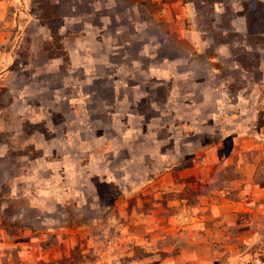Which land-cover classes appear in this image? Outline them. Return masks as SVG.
Instances as JSON below:
<instances>
[{
    "label": "rangeland",
    "instance_id": "1",
    "mask_svg": "<svg viewBox=\"0 0 264 264\" xmlns=\"http://www.w3.org/2000/svg\"><path fill=\"white\" fill-rule=\"evenodd\" d=\"M0 264H264V0H0Z\"/></svg>",
    "mask_w": 264,
    "mask_h": 264
}]
</instances>
